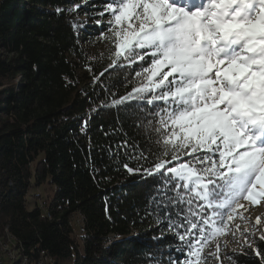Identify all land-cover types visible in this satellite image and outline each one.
Returning <instances> with one entry per match:
<instances>
[{
	"label": "trees",
	"instance_id": "1",
	"mask_svg": "<svg viewBox=\"0 0 264 264\" xmlns=\"http://www.w3.org/2000/svg\"><path fill=\"white\" fill-rule=\"evenodd\" d=\"M84 2L0 0V243L15 252L2 264H168L175 238L148 214L156 181L115 147L127 139L145 148L146 130L105 107L139 80L109 67L111 45L100 38L109 14L92 19L107 0L67 11ZM252 243L223 264H264V239Z\"/></svg>",
	"mask_w": 264,
	"mask_h": 264
},
{
	"label": "snow or ice",
	"instance_id": "2",
	"mask_svg": "<svg viewBox=\"0 0 264 264\" xmlns=\"http://www.w3.org/2000/svg\"><path fill=\"white\" fill-rule=\"evenodd\" d=\"M103 8L92 19L109 14L100 29L109 67L139 80L105 107L130 112L148 141L115 147L156 181L148 214L175 238L168 264H202L241 201L264 199V0H107Z\"/></svg>",
	"mask_w": 264,
	"mask_h": 264
},
{
	"label": "rangeland",
	"instance_id": "3",
	"mask_svg": "<svg viewBox=\"0 0 264 264\" xmlns=\"http://www.w3.org/2000/svg\"><path fill=\"white\" fill-rule=\"evenodd\" d=\"M40 192L42 195L44 194L40 189H32V193L38 194ZM241 204L242 207L237 208L224 233L218 235L216 241L211 244L207 252L209 264H223L227 255L242 251L247 246L255 248L252 243L254 237L261 238L264 236V199L254 197L250 201H241ZM217 248L219 249L218 252ZM219 254L221 257L217 259ZM14 256L15 252L8 244L0 243V264Z\"/></svg>",
	"mask_w": 264,
	"mask_h": 264
},
{
	"label": "bare ground",
	"instance_id": "4",
	"mask_svg": "<svg viewBox=\"0 0 264 264\" xmlns=\"http://www.w3.org/2000/svg\"><path fill=\"white\" fill-rule=\"evenodd\" d=\"M48 258V257H47ZM51 259V258H50ZM46 262L48 263V261L46 260V261H41V262H39L38 264H46ZM50 262V261H49ZM52 262V261H51ZM50 264V263H49Z\"/></svg>",
	"mask_w": 264,
	"mask_h": 264
}]
</instances>
